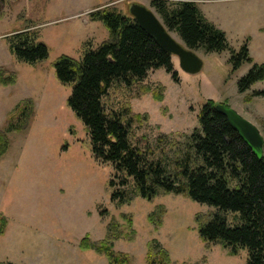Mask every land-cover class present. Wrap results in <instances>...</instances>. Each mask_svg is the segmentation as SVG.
Returning <instances> with one entry per match:
<instances>
[{"label": "rangeland", "instance_id": "374dc122", "mask_svg": "<svg viewBox=\"0 0 264 264\" xmlns=\"http://www.w3.org/2000/svg\"><path fill=\"white\" fill-rule=\"evenodd\" d=\"M151 1L0 0V67L17 75L14 85H0V130L21 102L32 99L34 105L27 130L9 134L10 148L0 161V215L8 220L6 233L0 236V262L108 264L105 256L82 251L79 246L86 236L103 240L107 225L115 219L123 231L136 232L134 241L125 238L113 245L114 252L127 254L132 264H148L152 240L168 250L171 264H247V250L232 256L222 245L200 238L197 217L206 222L216 211L208 205L175 194L152 201L136 196L128 204L115 205L109 186L111 180L118 182L114 168L94 158L85 126L67 105L72 86L62 85L56 78L54 64L59 57L81 60L86 48H96L109 38L101 22L89 19L90 12L112 7L129 14L132 4H140L162 20ZM191 1L226 33L234 50L239 51L249 38L254 63H264V0ZM27 28L49 48L48 58L37 65L19 61L9 47L8 36ZM170 33L185 45L175 32ZM195 53L203 61L200 73H185L174 57L178 83L164 69L153 70L131 88L113 87L105 98L106 107L116 111L129 108L133 115L148 116L149 121L134 124L133 141L155 144L161 134L173 135L178 148H163L171 159L186 138L200 129L198 114L208 99L228 104L264 138V97L246 101L249 94L264 90V81L246 94L238 91V81L251 64L233 72L229 51ZM156 95L161 99L156 100ZM133 188L130 180L129 189ZM159 206L165 209V216L162 227L155 229L148 217ZM104 210L107 213L102 217ZM123 216L132 217V229Z\"/></svg>", "mask_w": 264, "mask_h": 264}, {"label": "trees", "instance_id": "16d2710c", "mask_svg": "<svg viewBox=\"0 0 264 264\" xmlns=\"http://www.w3.org/2000/svg\"><path fill=\"white\" fill-rule=\"evenodd\" d=\"M151 5L167 29L175 32L190 50L219 54L229 51L233 72L245 63L251 64L238 81L240 94L264 81V63H254L248 47L250 39L239 51L234 50L226 33L208 21L196 2L152 0ZM89 19L101 22L109 31V38L96 48H86L81 60L66 55L59 57L54 69L62 85L72 86L67 105L85 126L94 158L114 168L113 177L118 182H109L112 202L119 207L136 196L152 201L161 195L175 194L208 205L216 211L206 222L197 217L200 238L208 244L222 245L232 256L245 249L249 254L247 264H264V153L262 157L253 153L216 110L218 103L212 99L200 109V129L186 138L172 159L163 154V148H178L173 135L161 134L155 144L133 141L134 124L149 121L148 116L133 115L129 108L108 109L105 98L113 87L131 88L143 82L153 70L164 69L178 83L174 56L164 51L130 13L100 7L89 13ZM8 42L11 52L24 63L37 65L49 56L48 46L37 41L28 28L8 36ZM16 81L15 73L0 67L1 86L14 85ZM254 97H264V90L249 94L246 101ZM155 99L160 100L161 96L156 95ZM33 116L32 99L21 102L11 112L6 127L0 130V161L9 151V134L27 130ZM67 148L65 145L64 150ZM130 180L133 190L129 189ZM106 213L107 210L102 211L101 216L105 217ZM164 216L165 209L159 206L148 220L159 229ZM123 218L132 229V217ZM7 225V218L0 215V236L6 233ZM135 236V230L125 232L113 219L103 240L92 241L86 236L79 247L105 256L108 264H132L127 254L115 253L113 245L125 238L134 241ZM147 262L171 264L168 250L158 240L149 242Z\"/></svg>", "mask_w": 264, "mask_h": 264}, {"label": "water", "instance_id": "95a60500", "mask_svg": "<svg viewBox=\"0 0 264 264\" xmlns=\"http://www.w3.org/2000/svg\"><path fill=\"white\" fill-rule=\"evenodd\" d=\"M129 11L139 26L151 35L164 51L178 58L182 71L188 74L201 72L203 61L200 57L187 46L178 43L162 20L152 10L140 4H132ZM216 110L228 120L232 129L239 134L253 153L257 157H262L264 138L260 130L231 107L218 104Z\"/></svg>", "mask_w": 264, "mask_h": 264}, {"label": "crops", "instance_id": "0c3cea01", "mask_svg": "<svg viewBox=\"0 0 264 264\" xmlns=\"http://www.w3.org/2000/svg\"><path fill=\"white\" fill-rule=\"evenodd\" d=\"M203 13V12H202ZM203 15H204V13H203ZM205 16V15H204Z\"/></svg>", "mask_w": 264, "mask_h": 264}]
</instances>
